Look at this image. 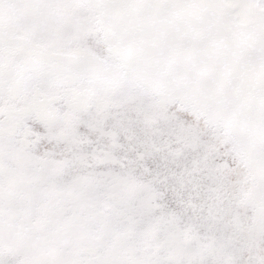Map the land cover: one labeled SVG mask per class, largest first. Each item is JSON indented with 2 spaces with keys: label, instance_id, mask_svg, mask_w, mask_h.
<instances>
[{
  "label": "rangeland",
  "instance_id": "1",
  "mask_svg": "<svg viewBox=\"0 0 264 264\" xmlns=\"http://www.w3.org/2000/svg\"><path fill=\"white\" fill-rule=\"evenodd\" d=\"M0 264H264V0H0Z\"/></svg>",
  "mask_w": 264,
  "mask_h": 264
}]
</instances>
